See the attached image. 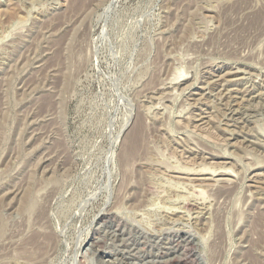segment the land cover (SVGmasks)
I'll list each match as a JSON object with an SVG mask.
<instances>
[{
    "label": "rangeland",
    "instance_id": "374dc122",
    "mask_svg": "<svg viewBox=\"0 0 264 264\" xmlns=\"http://www.w3.org/2000/svg\"><path fill=\"white\" fill-rule=\"evenodd\" d=\"M0 264H264V0H0Z\"/></svg>",
    "mask_w": 264,
    "mask_h": 264
},
{
    "label": "bare ground",
    "instance_id": "6f19581e",
    "mask_svg": "<svg viewBox=\"0 0 264 264\" xmlns=\"http://www.w3.org/2000/svg\"><path fill=\"white\" fill-rule=\"evenodd\" d=\"M138 126H140V124ZM137 127H136V130L134 129V131L131 133L129 139L127 140L125 150H124V154H123V161L128 165L131 163L133 158L140 151V146H141V142H142V138H143V133H142L143 131H141V128L139 131V129ZM29 210H31V209H29ZM41 248H42V246L38 245V250H40Z\"/></svg>",
    "mask_w": 264,
    "mask_h": 264
}]
</instances>
